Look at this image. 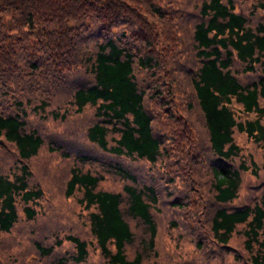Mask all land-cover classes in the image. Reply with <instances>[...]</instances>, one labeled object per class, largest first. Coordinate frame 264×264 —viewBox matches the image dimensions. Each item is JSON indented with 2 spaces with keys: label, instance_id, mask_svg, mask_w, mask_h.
<instances>
[{
  "label": "trees",
  "instance_id": "obj_1",
  "mask_svg": "<svg viewBox=\"0 0 264 264\" xmlns=\"http://www.w3.org/2000/svg\"><path fill=\"white\" fill-rule=\"evenodd\" d=\"M181 2L0 0V146L13 144L16 157L10 170L0 172V230L13 228L19 210L28 218L36 213L29 201L41 198L43 191L30 183V160L44 137L28 127L27 118L30 112L46 111L64 93L78 111L88 104L96 107L97 119L86 131L91 143L156 165L155 185H138L130 168L108 163L110 171L133 180L123 185L126 211L147 225L146 250L155 246L153 210L163 189L183 227L208 236L197 232L189 238L196 251L205 241L210 245L205 252L209 257L203 258L207 261L190 258L189 264H215L216 251L224 256L232 251L237 263L264 264V174L258 175L259 161L246 157L235 140L236 132H242L256 142L264 141V17L252 16L264 12V0H201L199 18L187 40ZM185 51H190L187 62L179 57ZM174 59L183 67L178 81L170 76L176 70ZM143 70L149 77L142 86ZM250 73L253 78H242ZM182 104L198 111L204 139L192 132ZM242 110L253 115L242 119ZM49 112L66 117L69 111L50 108ZM165 117L178 123L179 131ZM64 142L50 148L71 158L80 139ZM77 159L94 158L79 153ZM248 168L254 178L247 181L243 200L232 205ZM101 178L75 165L66 194L80 188V201L94 206L89 210L91 232L111 264H143L140 252L130 258L125 250L134 232L124 216L123 194L96 189ZM239 224L244 226L238 228ZM234 231L244 235L242 244L231 242ZM68 237L75 251L57 256L53 264H80L88 258L87 239ZM38 246L42 255L54 247ZM25 260L31 264L36 256L28 253Z\"/></svg>",
  "mask_w": 264,
  "mask_h": 264
},
{
  "label": "rangeland",
  "instance_id": "obj_2",
  "mask_svg": "<svg viewBox=\"0 0 264 264\" xmlns=\"http://www.w3.org/2000/svg\"><path fill=\"white\" fill-rule=\"evenodd\" d=\"M183 8L186 9V15L182 20L185 21L184 36L190 34V30L199 18V6L201 0H182ZM263 11L259 14L256 12L253 16L254 20L263 18ZM190 53V51H189ZM189 53L187 51L179 55L181 61L187 62L189 60ZM176 60V59H174ZM175 71L171 75L175 81L181 79L183 74L182 62L175 61ZM178 68V70H177ZM147 70L139 73L141 78L139 82L141 85L146 84ZM144 76V78H143ZM254 75H244V80L253 78ZM185 104V100L184 103ZM184 108L187 115V122L193 126L192 132L204 139L205 133L203 126L196 109L187 110ZM240 108V103H234ZM31 105H28L30 110ZM44 112H30L28 114V127L35 128L44 137V144L40 147L37 155L30 160L32 168V177L30 183L43 191L41 198L29 201V204L35 208V215L28 218L24 211L19 209V219L14 224L10 231L0 230V260L3 264H27L26 254L32 253L36 256V260L31 264H53L55 258L61 254L71 255L75 251V245L69 234L80 235L87 239L88 242V258L85 262L80 264H111L108 257L102 252L95 235L91 232V224L89 220V210L94 208L88 206L80 201L82 189L78 188L71 195L66 194L67 181L70 177L71 169L75 165H80L82 169H89L93 173L102 176L96 184V189H109L121 191L124 197L121 205L124 211L125 218L129 221L130 227L134 232V239L127 242L125 250L127 256L132 258L137 252L142 255L143 264H178L185 260L187 264L190 258L193 262H205L203 258H208L209 253H205L210 245L205 246L200 250H194V244L189 238H186V230H183L182 220L177 209L168 204L167 197L163 189L160 192V204L153 210V217L157 224V237L154 248L150 251L144 248V242L149 239L150 231L147 225L136 216L130 215L126 211L127 196L123 188L125 182L132 181V179H124L118 174L110 171L108 168L109 162L121 163L130 168L138 177L135 183L142 185L154 184L157 177V167L147 159H131L123 155H117L105 151L91 143L87 139V128L96 120V107L93 105H86L82 110L78 111L75 105L69 102V96L66 94H58L50 106L46 107ZM50 108H60L61 110L67 108L69 111L66 117H54L50 112ZM241 110V109H240ZM242 119L252 116L253 113H248L244 110L239 112ZM166 123H169L174 131H179V124L173 122V119L165 117ZM185 125V123H181ZM29 128V129H30ZM117 136V135H116ZM71 139L80 143L73 148L72 157L65 158L59 151H53L50 145L62 143L65 145V140ZM236 141L241 145V151L246 157L254 156L259 161L258 175L264 174V141L256 142L251 138L245 137L242 132H236ZM79 153L89 154L93 160H79L77 156ZM239 159H237V162ZM16 162L14 156L13 144L9 146H0V172L10 170V165ZM242 185L239 195L232 203L238 204L243 200L244 191L247 190V181L254 178L250 168L244 170L242 173ZM155 185V184H154ZM207 190L204 197L207 198ZM173 193L172 195H177ZM171 195V198L173 197ZM23 208L25 205L23 200H19ZM195 208H197L195 206ZM210 218V214L208 215ZM239 224L237 227H243ZM190 231V230H189ZM202 235L206 233L200 229H194L191 235L196 233ZM182 234V235H180ZM244 235L238 231H234L231 237V242L234 244H242ZM208 239V236H207ZM38 243L43 246L53 245V250L48 255H42ZM207 245V246H206ZM114 249L113 245H110ZM234 250V249H233ZM221 249V253H222ZM233 252H228L226 256H222L218 251L214 254L215 264H243L237 263ZM14 258V260L12 259ZM189 258V259H188ZM188 259V260H187ZM221 261H224L221 263Z\"/></svg>",
  "mask_w": 264,
  "mask_h": 264
}]
</instances>
